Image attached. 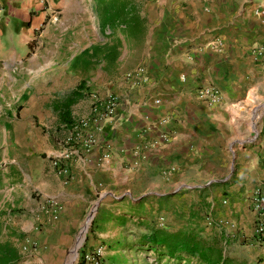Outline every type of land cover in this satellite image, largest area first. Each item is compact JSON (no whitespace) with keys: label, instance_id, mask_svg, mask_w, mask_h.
Returning <instances> with one entry per match:
<instances>
[{"label":"crops","instance_id":"0c3cea01","mask_svg":"<svg viewBox=\"0 0 264 264\" xmlns=\"http://www.w3.org/2000/svg\"><path fill=\"white\" fill-rule=\"evenodd\" d=\"M82 3L0 0V245L16 249L19 264L14 234L67 243L92 208L85 227L93 221L103 260L134 257L139 247L180 264H210L201 255L154 251L148 239L161 230L194 238L202 253L219 256L217 264H264L250 199L264 184V69L251 55L264 46V0H133L140 24L106 30L121 34L105 43L116 54L97 57L117 73L90 78L97 92L90 97L84 78L82 97L68 109L72 121L83 118L94 96L113 94L117 111L63 179L51 160L68 134L63 104L78 85L59 96L62 77L90 75L97 58H75L103 46L73 31ZM91 10L99 29L94 2ZM83 21L88 28L86 15ZM64 29L65 51L73 53L67 72H45L59 64L53 54ZM141 68L143 76L126 78ZM204 86L220 90V105L197 97ZM50 199L62 205L55 221Z\"/></svg>","mask_w":264,"mask_h":264},{"label":"rangeland","instance_id":"374dc122","mask_svg":"<svg viewBox=\"0 0 264 264\" xmlns=\"http://www.w3.org/2000/svg\"><path fill=\"white\" fill-rule=\"evenodd\" d=\"M81 2L85 3H82L84 6L80 7L81 10L75 14L79 19L77 25L73 29L76 34L83 35L84 32H89L96 44L112 43L117 36L121 38L120 32H117L114 36L110 34L109 31H105V33L101 34L98 29L97 20L93 17L91 10L93 6L92 0H81ZM84 15L88 17V28H84V26H86V22L83 21ZM66 23L67 21H64L65 26L63 27H66ZM61 35H63L62 40L64 39L63 44L59 48V53L54 52L53 54V60L59 62V64L54 65V68L52 69H45V72L52 70L67 72L65 65L69 58L72 57L73 53H67V51H65L68 42L67 29H64L61 32ZM127 60L128 58L126 61ZM104 72H106L108 76H115L117 73L116 64H101L100 59L97 58L94 60V63L90 68V75H85V72H82L81 74L77 72L75 76L62 77L63 84H61V89L58 92V95L62 96L67 94V92L71 91L84 78L88 80L90 84L86 86L87 89L85 94L88 97L95 95L97 92L93 89L91 90L92 81L89 79L93 77L95 78L96 75H98L99 77L96 79L97 81L100 79L101 73ZM86 73L88 74L89 72ZM92 211V208H90L87 214H85L82 220L76 225V228L72 231V239L67 243L62 238L55 242H42L41 239L36 238L26 241V236L14 234L13 236H15L16 241H13L12 245L16 247L19 252L21 258L19 264H79L82 259L84 260V264H180L181 261H176L175 259L171 260L165 256L158 255V253H151L144 246L143 248H145V250H138L137 248L139 247L133 248V254L135 253L134 257L124 258V260H103L104 256H106L103 254V244H101L97 238L92 239L93 221L88 226L87 232H85L86 230H83L87 225L88 218ZM83 237L84 240L82 243ZM192 262L194 263L195 261Z\"/></svg>","mask_w":264,"mask_h":264},{"label":"built area","instance_id":"2783aa9c","mask_svg":"<svg viewBox=\"0 0 264 264\" xmlns=\"http://www.w3.org/2000/svg\"><path fill=\"white\" fill-rule=\"evenodd\" d=\"M252 58L255 64L264 69V46H258L252 51ZM144 70L137 69L126 75L128 80L143 76ZM197 97L205 101L210 106L220 105L222 103L221 92L217 87L204 86L198 88ZM118 107L117 97L109 94L105 98L93 97V102L89 114L86 117L73 120L68 127L67 136L61 141L60 154L51 160V165L56 174L63 179H68L71 167L75 162L83 161L84 156L96 145L97 135L101 132V125L104 120L111 119ZM67 128V127H65ZM162 140L167 141V136L163 135ZM105 154L102 159L108 158ZM251 202L254 205L258 216L254 236L259 243H264V184L258 186L252 196ZM46 208L52 220H57L62 205L56 200H47ZM209 224L212 223L208 219Z\"/></svg>","mask_w":264,"mask_h":264},{"label":"trees","instance_id":"16d2710c","mask_svg":"<svg viewBox=\"0 0 264 264\" xmlns=\"http://www.w3.org/2000/svg\"><path fill=\"white\" fill-rule=\"evenodd\" d=\"M97 16L99 18V30L104 33L109 30L111 33L117 28L123 27L131 29L140 24V17L137 13L136 6L133 0H93ZM103 54V60H111L115 56V49H111L107 44L103 46L94 45L88 49L83 50L79 56L75 58L78 62L84 58L92 60L97 58L98 55ZM75 62V63H76ZM84 90V83L79 84L76 89L71 93L72 99L63 104L61 121L66 127L72 124L69 114L70 105L77 99L82 97ZM150 247L158 252L161 247L165 248L167 256L174 258L177 254L185 253L188 255H201L200 259L209 261L210 264L219 263V256L212 251L202 253V246L195 242V239L190 236H183L180 234H168L161 230L154 232L148 239ZM19 256L14 248L8 245H0V264H17ZM81 260L79 264H83Z\"/></svg>","mask_w":264,"mask_h":264},{"label":"water","instance_id":"95a60500","mask_svg":"<svg viewBox=\"0 0 264 264\" xmlns=\"http://www.w3.org/2000/svg\"><path fill=\"white\" fill-rule=\"evenodd\" d=\"M91 219H92V215L90 216V218H89V220H88V223H90ZM86 229H87V227L84 228V230H86ZM85 232H86V231H85ZM83 240H84V238L82 239V242H83Z\"/></svg>","mask_w":264,"mask_h":264}]
</instances>
